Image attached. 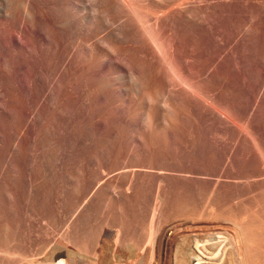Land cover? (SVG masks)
<instances>
[{
  "label": "bare ground",
  "instance_id": "1",
  "mask_svg": "<svg viewBox=\"0 0 264 264\" xmlns=\"http://www.w3.org/2000/svg\"><path fill=\"white\" fill-rule=\"evenodd\" d=\"M61 112L60 237L25 261L10 205L0 264H264V0H0V150Z\"/></svg>",
  "mask_w": 264,
  "mask_h": 264
},
{
  "label": "rangeland",
  "instance_id": "2",
  "mask_svg": "<svg viewBox=\"0 0 264 264\" xmlns=\"http://www.w3.org/2000/svg\"><path fill=\"white\" fill-rule=\"evenodd\" d=\"M15 87H17V86H15ZM15 89H17L18 92H20V93H18V92L13 93L17 90H14L11 92L14 94V96H15V94L17 95V93H18V96H15V99L17 101H19L18 99L21 98L20 94L23 95V93L20 91V89H18V87ZM23 97H25V96L23 95ZM22 99H23V101H22ZM70 99H71V95H69L68 90L65 89L63 92V95L60 97V101H61V103H66ZM24 100L27 103V104L25 103V106L29 105V107H30L31 104H28L30 101L26 97L21 98L20 101L25 102ZM22 102H20L19 104L23 106L24 103L22 104ZM23 108L28 110V106H27V108H25V107H23ZM67 117H68L67 113H64V112H61V114L58 116L50 117L49 121H48L50 123V127H49L48 132L49 133L51 132L49 135V138L47 137L48 135L46 136L47 133L39 134V136L37 137V142H36L34 148H32L30 146L29 139L27 138V136H25L23 138V141L21 144V149L19 152H13L12 150H9V149L4 150V151L0 150V172H2L4 170L5 175H6V176L4 175V180L2 182H0V224L2 222V224H1L2 227L0 226V232L2 231L1 232L2 234H4V232H5V231H3L4 229H2L3 224L5 223L3 221L9 215L10 205L13 207L14 212L18 215H23L21 213H24V212H22L21 210L26 208L25 209L26 212L24 213V216L21 217V219L24 220V222L28 221V223H26V222L25 223L29 227L27 228L26 224H25V227L27 229L25 227H23V228H25V229H23L24 231L21 232L23 234V236H21V234L19 235V238H22V239H20L22 241L21 245L23 244V249H26L25 253L22 249H21L22 251H20V255H21V257L25 258L24 259L25 261H28V260L34 259V258L38 259L41 257V255L43 254L41 252L45 250V249L42 250L43 244L40 243L42 240H45V238H48V237L50 239V237H52L53 239L52 238L50 240L46 239V240H48L47 243H49V242L54 241V237L57 239L60 237V232L58 231V225L65 215V209H62L60 207L61 205L59 204V201H60L61 197L59 196L58 190L63 186L65 178L55 168L54 161L56 160L57 156L54 155L53 152H50V151L48 152V154L45 155L43 153V148H44V142L47 139L51 140L53 138L54 141L57 139L58 136H56V133H55L57 131L56 128L62 127L63 124L65 123ZM52 134H53V136H52ZM83 153H82V155H83L82 157H83V159L85 158L84 163L85 162L87 163V161H89V158L91 156L94 157V156H97V154H100V150L98 147H92L90 149H87V151L84 154ZM33 154L34 155L37 154V156L33 157ZM94 154H96V155H94ZM48 162H49V164H48ZM47 167H49V169H47ZM15 173H19L18 178H15L13 176V175H15ZM91 174H92V172L86 173V177H85L86 181L90 178ZM105 175H103L105 178H103V179L101 178V181H100V179L96 181V183L94 184L95 186H93V190L95 188H97L102 183V181L103 182L107 181L106 180L107 177H109L108 180L113 179V178H111V177H113V176H111V174H107V176H105ZM30 188H34L32 195L29 193ZM86 198H88L87 195L84 196V198L83 197L80 198L81 201L83 200V202H81L80 208L83 206V204L87 200ZM11 200H13V201L10 204ZM14 202L16 204L15 208L13 206ZM70 202H71V196H69L67 198V200L65 201V204L67 206H70L72 203V202L71 203ZM28 205H29V209H27ZM30 209H32L31 211H33V213L30 211ZM15 213H13L14 215L12 214L10 216L11 218L9 217V220L11 222H16V221L21 220L20 216L18 217ZM26 213H29L31 216L29 214H26ZM13 217L15 218L14 221H13ZM126 219H128V221ZM6 220L7 219H5V221ZM125 220L127 221V223H125L126 222ZM129 220H130L129 217L123 219L122 220V221H124L123 225L125 226L126 224H128ZM132 220L133 219L131 218L130 224H131ZM194 220H196V223L193 220H189V221H187L188 224H186V222H185L184 226H187V228H188L190 226L189 224H192V223L198 224L199 221H197V220H199V219H194ZM115 221L118 222V220H116V219H115ZM201 221L202 220H200L199 224H201ZM116 222H114L113 225H115ZM148 222H144V225H146ZM132 223H135V228H133L134 227L133 224H132L130 230H128L130 227V224L126 225L127 227L126 226L124 227L126 230H128V235L130 234L129 231L130 232L132 231L130 234L131 236L129 235V237H127L128 235L124 234V233H127V231H123V234H122V236L124 235V238L126 237L128 240H129V238L134 237V235L136 236V233L138 234L137 236L141 235L140 233H143V227L142 226H144V225L142 224V222L141 223L139 222V224H138V222H135L133 220ZM176 223H177V224H175L176 226H180V225H182L183 222H179V223L176 222ZM203 223H205V222L203 221ZM117 224H120V223L118 222V223H116V225ZM136 224L140 225L141 228L139 229V227H138L136 229ZM113 225L111 224V226L108 227V230L109 231L113 230V232H115L118 229L117 228L118 226L115 225L114 228H116V230H114ZM91 228H92V226L89 227V233H92V235L89 234V236H92L91 237L92 239L90 238L92 240L91 241L92 243L90 242L91 244L90 243L86 244V250H88V251H90L89 248L87 249V247H89L88 245H90V246L92 244L94 245L95 244L94 241L97 237V232H95L96 227L93 230H91ZM134 229L136 231H134ZM138 229H139V231H138ZM90 230L92 232H90ZM109 231H108V233H109ZM94 232H95V234H94ZM113 232L111 233L112 235L109 233L110 236H109V234H107V236L106 235L104 236L105 238L103 237V239H105L106 242L109 244H112L113 242L116 243V240H117L116 239V237H117L116 233H118V232L117 231L115 233H113ZM58 234H59V237H58ZM50 235H52V236H50ZM125 235H127V236H125ZM110 239L113 242L110 241ZM113 239H115V240H113ZM37 243H39L40 246ZM37 245H38V247H37ZM96 246H98V247L96 248ZM35 248L38 250H36ZM90 248L93 249L92 246ZM94 248L96 249V251H99V249H100L99 245H97V244L94 245ZM33 250H34V252H33ZM35 251H36V253H35ZM92 251H90V252H92ZM28 252H30V253L32 252V253L30 254ZM26 253L29 254L28 257L26 256L27 255Z\"/></svg>",
  "mask_w": 264,
  "mask_h": 264
}]
</instances>
